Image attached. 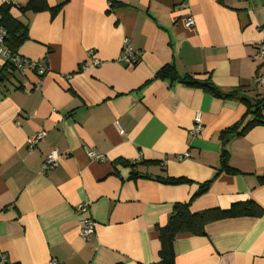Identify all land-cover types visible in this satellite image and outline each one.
Instances as JSON below:
<instances>
[{"label":"crops","instance_id":"1","mask_svg":"<svg viewBox=\"0 0 264 264\" xmlns=\"http://www.w3.org/2000/svg\"><path fill=\"white\" fill-rule=\"evenodd\" d=\"M47 2L63 7L56 14L12 11L28 25L18 54L46 63L48 72L30 93L25 88L39 79L33 73L0 83V264L156 263L159 229L174 204L188 202L219 172L218 136L247 110L238 99H218L157 73L174 65L180 76L210 78L224 93L241 88L247 98H264V85L253 84L264 75L256 56L264 0ZM188 17L193 27L185 25ZM125 38L141 54L135 66L120 60ZM92 52L101 65L83 70ZM196 120L203 131L194 136ZM41 131L46 137L31 149ZM84 146L106 160H91ZM52 150L63 158L43 173ZM226 150L238 173L221 172L194 200L193 213L247 201L264 209V125L233 137ZM132 164L142 177L131 178ZM80 204H88L85 216L96 224L89 241L80 235ZM204 231L177 237L176 264H264V213L212 222Z\"/></svg>","mask_w":264,"mask_h":264},{"label":"trees","instance_id":"2","mask_svg":"<svg viewBox=\"0 0 264 264\" xmlns=\"http://www.w3.org/2000/svg\"><path fill=\"white\" fill-rule=\"evenodd\" d=\"M113 6V4H112ZM63 5L50 7L47 0H29L25 6L16 4H3L0 7V14L2 16L1 25L7 30L8 37L6 46L12 54H18L20 47L29 40L28 25L22 23L14 17L12 11L17 9L22 15L27 13H40L49 11L56 14L61 11ZM3 68L0 72V79L6 80L7 76L4 74ZM157 79L169 80L172 82H179L193 89H200L211 96L222 99H238L246 106V115L251 116V120L243 123L244 119L220 132L218 138L222 144V154L220 159V170L212 180L199 184L197 191L191 196L186 203L174 204L169 222L164 227L159 229L160 251L158 253V261L153 264H176V255L174 251V243L178 236L182 234H191L195 236H204V227L212 222L220 221L229 218L238 217H259L264 213V209L259 207L253 201L240 202L233 204L228 209H208L202 212L193 213L190 209L192 203L198 197L208 193L213 182L221 172L227 174H237L238 171L231 168L229 164V153L226 150V145L233 137L244 136L248 131L256 126L264 125V98H247L243 95L242 89L233 90L227 93L221 91L210 78L205 80L198 79L195 76L186 75L180 76L174 65H167L160 69L157 73ZM1 83V80H0ZM141 164V163H140ZM138 164V165H140ZM142 164H154L143 162ZM137 164H132V176L135 179L142 177L138 174L135 167ZM144 177V176H143ZM150 178L149 176H145ZM161 183L168 185H184L193 184L187 178H157ZM259 181L264 184V175L259 177Z\"/></svg>","mask_w":264,"mask_h":264},{"label":"built area","instance_id":"3","mask_svg":"<svg viewBox=\"0 0 264 264\" xmlns=\"http://www.w3.org/2000/svg\"><path fill=\"white\" fill-rule=\"evenodd\" d=\"M4 4L12 5L16 4V0H5ZM2 16L0 14V72L3 68L4 74L7 77H15L16 75H24L27 73H33L38 76V82L34 85L25 88V91L30 93L32 90H39L42 84V78L47 74L48 67L46 63L31 61L21 57L19 54H12L7 46L6 40L8 37L7 30L1 25ZM185 25L187 27H193L195 25V20L193 17H188L186 19ZM262 39L257 44L256 47V56L260 63H264V27L261 28ZM140 52H138L132 45L128 38L124 39L123 49L120 56V60L124 63L135 66L140 58ZM101 65V61L95 57L93 52L90 54V62L83 65V70H87L91 67H98ZM253 84L255 86L264 85V75L257 74L253 79ZM203 131V125L199 120H196L194 127L191 130L192 135L200 134ZM46 132H39L29 143V147L34 149L39 142H41L46 137ZM84 151L88 158L93 161L104 162L106 160L103 154L98 153L96 150L84 146ZM189 154L180 156L179 160L189 157ZM63 158V155L60 154L57 150H52L48 156L45 158L42 165V172L46 173L56 169L59 166L60 160ZM77 212L84 215V218L80 222L81 232L80 235L85 240L89 241L95 234V222L85 215L88 213V204H80L77 207ZM5 263V260L2 261ZM51 264H56L52 262Z\"/></svg>","mask_w":264,"mask_h":264},{"label":"rangeland","instance_id":"4","mask_svg":"<svg viewBox=\"0 0 264 264\" xmlns=\"http://www.w3.org/2000/svg\"><path fill=\"white\" fill-rule=\"evenodd\" d=\"M9 80H10V79H8V78H7V79L5 80V82H6V83H8V82H9Z\"/></svg>","mask_w":264,"mask_h":264},{"label":"water","instance_id":"5","mask_svg":"<svg viewBox=\"0 0 264 264\" xmlns=\"http://www.w3.org/2000/svg\"><path fill=\"white\" fill-rule=\"evenodd\" d=\"M1 81L3 80V78L0 79Z\"/></svg>","mask_w":264,"mask_h":264}]
</instances>
